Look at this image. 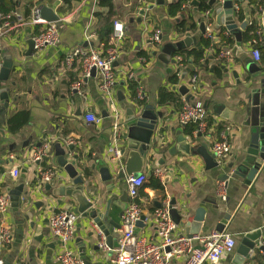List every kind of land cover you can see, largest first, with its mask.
<instances>
[{
    "label": "crops",
    "instance_id": "0c3cea01",
    "mask_svg": "<svg viewBox=\"0 0 264 264\" xmlns=\"http://www.w3.org/2000/svg\"><path fill=\"white\" fill-rule=\"evenodd\" d=\"M158 1L113 0L115 23L121 24L124 30L121 40L112 38L110 41V45L117 49L118 54L113 63L116 75L113 93L120 116L116 130L109 103L98 88V72L95 70L93 76L89 72V75L83 78L80 95L72 89L75 80L81 75L80 60H76L69 68L64 65L65 54L75 48L102 52V44L98 38L87 41L84 36L87 24H91L96 30L100 25V21L93 17L91 2L82 8L76 5L70 13L65 14L61 0L18 1L16 12L24 21L19 24L13 20L6 27L9 30L0 41V65L3 59L12 60L13 64L8 80L0 83V91L6 90L8 100V107L5 110H2L0 100V191L9 196L6 190L14 191L23 186V192L27 195H21L22 205L18 213L10 209L6 216L13 239L10 244L0 246V256L4 264H58L55 258L61 245L49 233L48 218L56 211L75 213L76 203L66 195H59L60 191L64 192L74 186L53 163L56 158L54 145L57 143H61L69 161H74V157H77L76 168L83 180L84 194L88 199L97 200L104 211L107 201L115 198L110 203L104 224L108 227L110 236L119 235L120 229L114 230L109 222L121 227L120 214L124 212L123 208L129 202L126 181L132 176L125 173L127 156L122 155L123 168L114 170L111 168L107 150L116 136H119L117 143L120 151L126 148L125 109L133 105L141 108L138 105L141 101L144 103L143 107H152L153 114H160V118L157 119L150 151L139 159L141 164L137 173L145 176L147 180L143 187V196L139 197L143 219L137 222L135 234L154 239L153 211L157 209L155 203L162 205L174 199L177 204L176 210L182 211V216L189 223L192 222L197 210L200 208L206 210V219L199 236L214 231L218 222L229 216L225 231L234 236L236 247L227 253L219 264H231L245 233L261 230L260 241L264 240V165L249 185H246L243 179L233 177L231 171L226 170L230 177L224 181L226 188L222 199L217 194L218 184L222 181L217 171L206 170L199 156L195 154L187 156L175 148L176 132L181 131V135L190 141L194 148L205 144L210 150L213 141L221 136L226 138L231 151L222 162L224 167L228 163L237 165L244 156L250 142V126L258 124L261 114L264 115L262 109L264 95L261 93L263 87L261 88L259 81L250 86L248 82L253 76L246 72L248 62L259 71H264V62H254L250 55L253 46L245 41V34L249 28L258 22V9L253 10L244 0L242 3L234 2L235 23L239 27L243 23L246 24L245 30H241L240 42L228 35L223 26L216 29V15L213 10L209 18L215 33L214 43L219 42L218 36L221 31L223 36L232 41V45L225 47L224 43H221L218 49L220 53L228 51L230 57L218 61L213 54L206 53L205 60L200 62L199 67L193 66L191 61L183 66L178 84L174 85L170 78L177 70L174 60L177 53L171 56L175 64H164L154 54H158L164 45H175L186 36L194 37L202 49L204 37L199 31V21L203 22V19L199 12L186 7L185 13L193 17L196 29L180 34L177 29L180 17L171 18L167 15L166 4L171 0H162L161 3ZM39 5L52 9L62 20L59 44L54 48H44L40 52L35 50L34 44L32 50L29 46L36 32L42 29V26L29 24L32 9L38 8ZM217 6L216 3L213 9ZM155 31L162 34L159 47L150 42ZM200 49L192 44L180 51ZM141 52L145 53L146 57L139 56ZM222 67L227 72H224ZM191 70L196 72L197 90L194 94H188L192 98L189 102L200 104L207 111V116L213 123L223 128L220 134L216 128H207L204 133L199 134L200 136L198 133L188 136L184 130L187 125L181 126L179 123L180 107L175 104H158L161 89L174 92L182 99L178 89L185 87L188 90V80L193 76L190 74ZM233 74H236L237 78H234ZM129 81H134L138 85L140 100L136 101L130 97ZM119 93L125 98L123 102L117 100ZM214 104L224 106L221 116L212 112ZM21 111L29 113V121L17 133L11 134L6 128L7 119ZM87 114L99 118L100 122L98 124L86 122ZM259 129L260 132L264 131V125ZM68 140L73 142L71 152L66 148L69 144L65 142ZM44 145H48V157L38 166L32 164L30 161L32 152ZM104 168L109 170L112 177L108 182L101 180L100 171ZM156 168L163 171L162 181L159 180L163 191H154L148 187L149 178ZM13 169L19 171L16 179L10 176ZM39 169L51 170L55 175L49 183L37 188ZM119 173L124 176L122 180L116 178ZM45 185H49V188L47 189ZM30 224H33L32 230L29 229ZM20 227L24 230L25 237L21 244H17L14 235L16 229ZM97 232L99 231L92 221L79 215L71 247L90 264H106V256L96 246ZM176 234L185 235L182 225L177 226ZM104 238L107 244L108 237ZM111 240L112 246H115L117 239L111 237ZM259 243L251 252L247 264L264 263V254L258 249Z\"/></svg>",
    "mask_w": 264,
    "mask_h": 264
},
{
    "label": "built area",
    "instance_id": "2783aa9c",
    "mask_svg": "<svg viewBox=\"0 0 264 264\" xmlns=\"http://www.w3.org/2000/svg\"><path fill=\"white\" fill-rule=\"evenodd\" d=\"M98 0H80L79 7L82 8L91 2V11L95 9L96 2ZM224 0H217V5H221ZM213 11L205 12L201 14L204 25L205 33L204 39L214 42L215 33L212 22L210 21V15ZM258 22L256 23L258 41H252L251 45V58L256 63L264 62V8H258ZM16 20L17 23L22 24L23 18L15 13L1 16L0 15V41L9 28L10 23ZM60 19L57 23H46L37 17V8H33L29 24L32 26H42L40 33L32 38L34 48L40 52L44 48H54L60 42ZM252 26V23L250 24ZM96 28L91 24H87L85 28V39L92 40L96 37ZM123 27L121 24L114 23L113 38L121 40L123 38ZM162 34L160 31H155L150 42L156 46H161ZM256 46H258L256 48ZM1 50V45H0ZM101 51L95 49L84 50L82 48H75L65 54L64 65L69 68L76 60H80L82 73L80 78L72 85L78 94L81 95V85L83 78L89 75L92 68L99 74V91L106 98L112 111V119L114 130L118 129L119 111L116 106V99L113 93V88L116 83V75L113 70V63L118 56L117 49L109 48L106 51V57H101ZM230 57L228 51L222 52L218 55L216 60H227ZM174 60L177 64V76L180 77V70L183 67L181 64L182 58L174 56ZM205 59H201L203 62ZM197 90V77L191 76L188 80V94H194ZM141 99V94L138 91L136 101ZM207 111L200 104L190 103L185 97H182V107L178 113V119L181 126H186L190 123H198V134H202L207 129ZM86 122L90 124H98L99 118L94 117L91 114L85 116ZM119 136H116L112 145L108 148V158L111 168L117 170L122 166V154L118 146L117 140ZM66 144L73 145L72 141L65 142ZM68 146V145H67ZM210 151L215 155L216 160L222 163L226 156L230 153L231 147L223 136L213 141ZM49 149L48 145H44L40 149H36L32 152L30 161L37 166L42 163L48 157ZM37 188L44 183H49L54 177L55 173L51 170L43 171L38 170ZM10 176L16 179L19 176L18 169H13L10 172ZM153 176L162 181L163 171L160 168H156L153 171ZM145 176H139L137 178L131 177L126 181L127 193L129 202L121 217V227L119 231V237L115 246L109 248L106 244L104 235L99 229L97 230V249L108 256L106 264H173L174 262H180L179 264H219L221 259L230 253L235 247L236 242L234 236L225 230L221 233L211 231L204 236H195L188 238L185 235L176 234L177 226L174 224L169 215L168 203L162 204L161 208L153 211V218L155 222V237L154 239L137 236L135 234L136 224L142 217V208L137 203L136 199L140 189L146 182ZM225 183L220 182L217 187V194L220 198L224 199L225 196ZM11 203L10 197L0 191V246L10 244L13 239L11 228L7 222L6 216L10 212ZM79 219V215L69 211H56L52 212L48 218V230L50 235L59 241L61 245L60 251L56 255V262L58 264H86L77 252L72 249L71 244L74 240V231L76 223ZM259 247L264 254V240L260 241ZM0 264H4L0 256ZM22 264V263H17Z\"/></svg>",
    "mask_w": 264,
    "mask_h": 264
},
{
    "label": "water",
    "instance_id": "95a60500",
    "mask_svg": "<svg viewBox=\"0 0 264 264\" xmlns=\"http://www.w3.org/2000/svg\"><path fill=\"white\" fill-rule=\"evenodd\" d=\"M162 0H159L158 3H161ZM234 2L242 3L243 0H224L223 3L217 6L214 9V14L216 15L215 24L216 29H219L220 26H223L227 31V34L233 36L237 42L241 40V30H245L246 24L243 23L240 27L237 26L234 20V15L236 14V10L233 7ZM217 0H210L209 5H216ZM196 5V2L193 3ZM37 17L40 20H43L46 23H57L60 21V17L50 8L45 5H39L37 8ZM264 18V15H263ZM199 31L201 35L205 33V25L204 22L199 21ZM33 41L29 42L30 50L33 49ZM194 45L197 49H200L201 46L197 43L196 39L191 36H186L183 38L181 42L176 43L175 45L166 44L164 45L158 54L156 55L157 59L164 64H175L174 60H171V56L177 51L182 50L184 47L187 48L191 45ZM248 67L246 68V72L253 76L252 79L248 82L251 86L255 85V81H259V85L262 90L261 93L264 95V71H259L257 67H254L250 62L247 63ZM13 69L12 60L3 59L2 64L0 65V83L6 82L9 78ZM224 72H227L223 67ZM95 73V68L90 70V75L93 76ZM257 74V75H255ZM234 78H237L236 74H233ZM1 96L0 100L2 102V110L7 109L8 100L6 95V90L3 89L0 91ZM178 94L182 97H185L186 100H192L191 96L188 95V90L185 87H180L178 89ZM118 102H123L125 98L119 93L117 95ZM264 110V106L262 108ZM224 110V106L220 104H214L212 107V112L217 116H221L222 111ZM126 124H127V134L124 137V141H127L126 148H124L121 152L122 155H126L128 158L127 166H126V175L137 178L140 174L137 173L138 168L140 167L141 161L139 162L140 157L145 156L151 149V141L154 135V129L157 124V119L160 118V114H153V109L150 106L146 107H137V105H133L132 107H126ZM1 117V115H0ZM264 125V115L261 114L260 120L258 124H253L250 126V142L247 147V150L242 158H240V162L234 166L233 163H228L223 166V163H219L215 155L211 153L208 147L205 144H200L197 147H192L190 141L186 140L181 135V131H177V139L175 147L177 150H180L187 156L191 154H195L199 156L204 162L206 170H216L219 179L221 182L226 181L230 176H228L227 171H231V175L233 177L241 178L244 180L246 185H249L257 173L263 167L264 162V131L260 132L259 127ZM198 136H200L198 134ZM40 147V146H37ZM55 148V163L62 173L72 182L74 188H68L67 190L60 191V196H67L74 200L76 203L75 213L82 215L83 218H86L93 222V224L103 233L104 236L108 237L107 244L109 248H112L111 237L118 239V234L109 235L108 227L104 224L109 211L110 203H112L115 198H111L107 201L105 206V210L102 211L101 205H99L97 200L88 199L84 194V185L81 176L79 175V170L76 168V160L77 157H74V161H69L66 157V152L63 149L61 143H57L54 145ZM67 150L71 152L73 150L72 145L66 146ZM174 151H176L174 149ZM227 170V171H226ZM101 172V180L104 182H108L112 179L109 170L104 168ZM117 179L122 180L124 176L122 174H118ZM227 185V184H226ZM48 189L49 185H45ZM10 197L11 209L14 213H18L22 203L20 200L21 195H27L23 192V186H19L16 190H6ZM58 195V196H59ZM124 200V198H122ZM119 205V204H118ZM176 201L172 199L168 202L169 215L175 225H182L185 235L188 238H192L198 236L202 225L206 219V210L200 208L196 211L193 220L191 223L187 222L186 219L182 216V211L178 212L176 210ZM37 206V205H36ZM155 207L161 208L162 205L159 203H155ZM122 208V206H121ZM124 210L126 209L123 208ZM123 210V211H124ZM123 213L121 212L120 215ZM26 217V216H25ZM29 217V216H28ZM143 219V217L141 218ZM229 221V216L222 218L218 224L215 226L216 232H223L225 230V226ZM110 226L114 230H119L120 226L114 224L113 222H109ZM22 225V222L19 223V226ZM29 229H33V224L29 225ZM25 237L24 230L20 227L16 229L14 239L17 244H21ZM262 237L261 230H253L247 232L243 235L240 243L237 247L236 252L233 255L231 260V264H247V261L251 255V252L257 248V244L259 243ZM258 249L261 250L260 247ZM32 253V251H31ZM83 255V254H82ZM108 260V256H106V262ZM86 264H90V262L85 261ZM6 264V263H5Z\"/></svg>",
    "mask_w": 264,
    "mask_h": 264
},
{
    "label": "trees",
    "instance_id": "16d2710c",
    "mask_svg": "<svg viewBox=\"0 0 264 264\" xmlns=\"http://www.w3.org/2000/svg\"><path fill=\"white\" fill-rule=\"evenodd\" d=\"M20 0H0V15H8L17 13L16 7L17 3ZM64 5V13H70L74 6L79 5L80 0H61ZM210 0H171V2L166 4L167 15L171 18H178L179 22L177 25L178 32L180 34H185L187 31H195L196 23L193 20V17L185 13V8L189 7L190 9H194L200 14H204L205 12L213 11V6L209 5ZM247 5L253 10L258 8H264V0H244ZM196 2V5L193 3ZM93 17L100 21V25L96 30V38H98L100 44H102V53L101 57H106V51L109 48H114L110 45V41L113 38V27L115 23V10L113 5V0H98L95 5V9L93 10ZM40 31L36 32V35L39 34ZM220 39L219 42H211L210 40L204 39L203 46L200 50H191V51H179L176 52L177 56L182 58L181 64L183 66L188 65L191 61L193 66H200L201 59H205L206 53L213 54L215 58L218 57L220 51L218 47L221 43H224L226 46H231L232 41L227 36H223L222 32L218 36ZM259 36L257 35V27L256 25L249 28V31L245 34V41L251 43L252 41H258ZM215 41V40H214ZM258 46H256L257 48ZM139 56L146 57V54L141 52ZM79 73H82V67L80 63ZM178 71L170 78V82L174 85L178 84ZM195 71L191 70L190 74L195 75ZM77 81V80H75ZM128 89L130 93V97L132 99H136L138 92V85L134 81H129ZM158 104H175L178 107H182V99L174 92H168L164 89L159 91L158 96ZM138 105L143 107V101L138 102ZM29 121V113L27 111H21L19 113L13 114L8 117L6 122V128L9 133L14 134L17 133L22 127H24ZM207 128H216L217 132L220 134L223 131V128L219 125H215L213 121L207 117L206 119ZM185 133L188 136H192L194 133L198 132V123H190L185 127ZM144 187V185H143ZM143 187L140 189L138 193V197L136 199L137 203L141 207L139 202V197L143 196ZM147 187V186H146ZM150 187L154 191H163L161 182L155 178L153 175L149 178ZM142 190V191H141ZM142 192V193H141ZM142 208V207H141ZM264 264V263H263Z\"/></svg>",
    "mask_w": 264,
    "mask_h": 264
},
{
    "label": "rangeland",
    "instance_id": "374dc122",
    "mask_svg": "<svg viewBox=\"0 0 264 264\" xmlns=\"http://www.w3.org/2000/svg\"><path fill=\"white\" fill-rule=\"evenodd\" d=\"M63 5V4H62Z\"/></svg>",
    "mask_w": 264,
    "mask_h": 264
}]
</instances>
